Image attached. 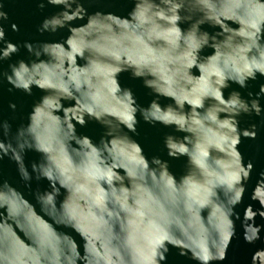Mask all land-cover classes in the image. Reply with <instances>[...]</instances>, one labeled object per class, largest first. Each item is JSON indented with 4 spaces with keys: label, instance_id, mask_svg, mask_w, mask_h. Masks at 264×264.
Here are the masks:
<instances>
[{
    "label": "water",
    "instance_id": "1",
    "mask_svg": "<svg viewBox=\"0 0 264 264\" xmlns=\"http://www.w3.org/2000/svg\"><path fill=\"white\" fill-rule=\"evenodd\" d=\"M0 264H264V0H0Z\"/></svg>",
    "mask_w": 264,
    "mask_h": 264
}]
</instances>
